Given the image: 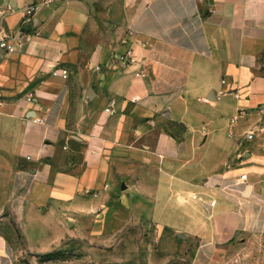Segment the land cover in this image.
<instances>
[{"label":"crops","instance_id":"0c3cea01","mask_svg":"<svg viewBox=\"0 0 264 264\" xmlns=\"http://www.w3.org/2000/svg\"><path fill=\"white\" fill-rule=\"evenodd\" d=\"M24 3L0 0L7 30ZM23 27L0 48V221L25 252L111 213L156 216L164 245L197 238L191 264L222 244L264 262V0H62Z\"/></svg>","mask_w":264,"mask_h":264},{"label":"rangeland","instance_id":"374dc122","mask_svg":"<svg viewBox=\"0 0 264 264\" xmlns=\"http://www.w3.org/2000/svg\"><path fill=\"white\" fill-rule=\"evenodd\" d=\"M258 62L264 65V53ZM110 204L112 209L116 208L115 200H111ZM119 215L121 214L103 215L102 233L86 230L84 236L65 240L55 248L41 253L23 250V236L7 213L0 221V231L9 235V241L13 244V253L16 256L10 257V264H191L187 252L193 250L197 253L202 250L197 238H192L193 243L186 245L180 240L185 236H176L173 233V241L168 245L162 244L163 237L171 234L159 230L155 223L156 216L129 215L122 222V215ZM100 216L99 214L97 218ZM239 249L236 244H222L215 252L203 254L196 264H255L254 258L241 255L237 259ZM46 252H52L53 258L45 259L42 255ZM258 254L261 256L262 250L256 248L255 251L253 248V255ZM6 263L9 264L8 261Z\"/></svg>","mask_w":264,"mask_h":264},{"label":"built area","instance_id":"2783aa9c","mask_svg":"<svg viewBox=\"0 0 264 264\" xmlns=\"http://www.w3.org/2000/svg\"><path fill=\"white\" fill-rule=\"evenodd\" d=\"M25 3L19 9L22 12V19L19 24V29L17 31H9L5 28L4 25V14L5 10L0 9V48L4 50L5 52H14L19 46H21L22 41H21V35L23 34L21 32V26L25 25L28 26L32 20V17L36 10L41 6V5H48L52 4L58 1L62 0H24ZM12 10L11 6H7V10ZM117 57L120 60L124 61H133L134 60V55H133V50L131 48H127L124 52L121 54H118ZM98 67V66H97ZM57 70H53L52 73L56 74ZM63 76H66V74H63ZM32 95L28 94L25 96L26 101H31L32 100ZM43 119H38L37 121H42ZM252 137V132L249 131L247 132V138ZM246 179V173H242L240 175V180L243 181ZM211 204L214 203L212 200L210 202ZM8 263H11L10 258H8Z\"/></svg>","mask_w":264,"mask_h":264},{"label":"trees","instance_id":"16d2710c","mask_svg":"<svg viewBox=\"0 0 264 264\" xmlns=\"http://www.w3.org/2000/svg\"><path fill=\"white\" fill-rule=\"evenodd\" d=\"M45 259L50 260L53 258L52 252H46L42 255Z\"/></svg>","mask_w":264,"mask_h":264},{"label":"water","instance_id":"95a60500","mask_svg":"<svg viewBox=\"0 0 264 264\" xmlns=\"http://www.w3.org/2000/svg\"><path fill=\"white\" fill-rule=\"evenodd\" d=\"M121 188H122V189H124V188H125V185H124L123 183L121 184Z\"/></svg>","mask_w":264,"mask_h":264}]
</instances>
